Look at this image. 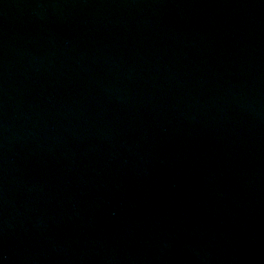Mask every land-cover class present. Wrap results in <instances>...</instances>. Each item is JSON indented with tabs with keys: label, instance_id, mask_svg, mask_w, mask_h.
I'll return each mask as SVG.
<instances>
[{
	"label": "water",
	"instance_id": "obj_1",
	"mask_svg": "<svg viewBox=\"0 0 264 264\" xmlns=\"http://www.w3.org/2000/svg\"><path fill=\"white\" fill-rule=\"evenodd\" d=\"M0 264H264V0H0Z\"/></svg>",
	"mask_w": 264,
	"mask_h": 264
}]
</instances>
